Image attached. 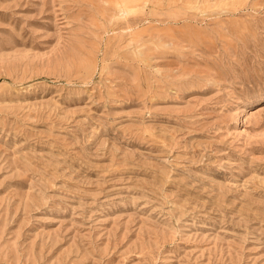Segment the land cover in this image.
<instances>
[{
	"label": "rangeland",
	"instance_id": "1",
	"mask_svg": "<svg viewBox=\"0 0 264 264\" xmlns=\"http://www.w3.org/2000/svg\"><path fill=\"white\" fill-rule=\"evenodd\" d=\"M0 264H264V0H0Z\"/></svg>",
	"mask_w": 264,
	"mask_h": 264
}]
</instances>
